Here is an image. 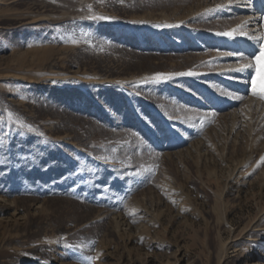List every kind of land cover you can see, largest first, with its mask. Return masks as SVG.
Listing matches in <instances>:
<instances>
[{"label": "rangeland", "instance_id": "rangeland-1", "mask_svg": "<svg viewBox=\"0 0 264 264\" xmlns=\"http://www.w3.org/2000/svg\"><path fill=\"white\" fill-rule=\"evenodd\" d=\"M229 1L0 0V264H264V39L218 34ZM242 64L248 96L206 75Z\"/></svg>", "mask_w": 264, "mask_h": 264}, {"label": "bare ground", "instance_id": "bare-ground-1", "mask_svg": "<svg viewBox=\"0 0 264 264\" xmlns=\"http://www.w3.org/2000/svg\"><path fill=\"white\" fill-rule=\"evenodd\" d=\"M205 3H207L208 1L210 0H204ZM230 1L229 0H225V3H222V5H230L229 3ZM235 4H239V5H236L235 8L236 9H239L241 11H243V19H242V23H243V26L245 28V30L250 34V35H255V36H258L260 35V30H261V22L264 18V0H234L233 1ZM245 21H247V23H245ZM262 31V30H261ZM229 41V45L233 48L235 47H245V44H243V42L241 41L240 38L238 37H234V38H230L228 37ZM260 40V39H259ZM248 55V54H246ZM235 56V55H234ZM227 70V68H223L222 69H218L217 71L213 72V73H209V74H206L207 76H212L216 79H221V81L224 79L228 80L229 83H230V87L233 88L237 93H241V94H244V96H248V94H250L249 92V88H248V81H249V78H248V74L245 72V71H236V69H239L238 66H231L230 69H228V71L225 72V70ZM247 69V68H246ZM249 69V67H248ZM197 73V72H196ZM252 76V75H251ZM198 77V73H197V76ZM201 78H203L202 76H200ZM198 77V78H200ZM193 78V76L191 77ZM195 78V77H194ZM197 78V79H198ZM252 80V79H251ZM250 80V81H251ZM194 81V80H193ZM196 81V80H195ZM194 81V82H195ZM228 83V82H227ZM201 84V83H200ZM204 85V84H203ZM252 85V83H251ZM203 87L204 86H199L197 85V89L199 90L200 94L201 95H204L205 99L207 98H210V96H208L207 94H203ZM252 87V86H251ZM180 88V87H179ZM178 89V88H177ZM207 89V88H206ZM205 89V90H206ZM208 90V89H207ZM210 92H212L210 90ZM219 94V92H218ZM210 95V93H209ZM214 95L213 93L211 94V96ZM193 96V95H192ZM191 96V97H192ZM217 96V95H216ZM188 97V96H187ZM239 97V96H238ZM212 98V97H211ZM226 98V97H224ZM229 98V97H227ZM219 99L220 100V108L221 109H228L230 108L232 111L231 112H235V114L237 115V112H241L243 111L242 110V107L240 108H237V106L239 105V101L238 99L234 98V99ZM232 98V97H230ZM249 98V97H248ZM214 99V98H213ZM254 99V98H253ZM217 100L218 99H214V101L217 103ZM256 100V99H255ZM259 100V99H258ZM190 101L192 103H194L197 107H208L206 105V103H203L202 100H198L195 96H193V98L190 99ZM244 101V100H243ZM246 102V101H245ZM255 102V108L254 109H258L259 107V104H262V102L259 101H254ZM241 103V102H240ZM252 104L253 103H249V106H248V112L250 113L251 111H253V107H252ZM242 105V104H241ZM240 105V106H241ZM254 106V105H253ZM245 107V105H244ZM219 108V107H218ZM244 109V108H243ZM245 110V109H244ZM260 110V112H259ZM257 112H259V114L256 116H254L258 123L261 125H264V105H262V107H260ZM256 111V110H255ZM226 111H224L225 113ZM230 112V111H229ZM247 112V110H246ZM243 113V112H242ZM248 113V115L250 116V114ZM252 113V112H251ZM223 114V112H222ZM246 114V113H244ZM255 114V112H254ZM257 114V113H256ZM243 116V115H242ZM238 117V116H237ZM246 118V117H245ZM251 119V118H250ZM246 120V119H245ZM253 120V119H252ZM236 121V120H235ZM234 122V121H233ZM238 122H241V121H237L234 125L235 128H233V136H238V134L240 133L239 132V128H241L239 126V123ZM245 123V122H244ZM263 128V127H262ZM242 130V129H241Z\"/></svg>", "mask_w": 264, "mask_h": 264}, {"label": "snow or ice", "instance_id": "snow-or-ice-1", "mask_svg": "<svg viewBox=\"0 0 264 264\" xmlns=\"http://www.w3.org/2000/svg\"><path fill=\"white\" fill-rule=\"evenodd\" d=\"M224 6L225 5H218L217 7H224ZM100 18L101 19H108V17H100ZM245 23H247V21H245ZM241 27L242 26L238 25L236 28H233L229 31H225V32L218 33V34L222 35V36L230 37V38H234L236 36H241V37H246L247 39L253 40V41H256L259 39H264V32H261L259 37H258L255 35H250L248 32L241 31L240 30ZM73 42H75V41H73ZM229 54H231V53H229ZM256 60H257V62H264V43H262L260 45L259 55L256 56ZM248 67H251V65L250 64H242L239 69H236V71L242 72V71H244L245 68H248ZM181 75L195 76V75H197V73H195L192 70H189L185 73H181ZM156 76L161 78V79H167L169 77V74L157 73ZM252 94L254 96H258L261 100H264V82H262V84L259 86V90H258L257 85L254 83ZM234 98L241 99V100L243 99V97H234ZM260 162H264V156H262L260 158ZM68 247H71V246L69 245ZM25 255H27V254L25 253Z\"/></svg>", "mask_w": 264, "mask_h": 264}]
</instances>
